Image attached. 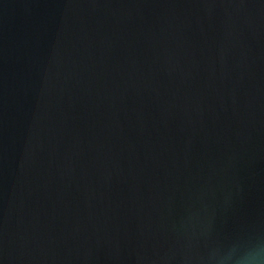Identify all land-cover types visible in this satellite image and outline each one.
Listing matches in <instances>:
<instances>
[{
  "label": "water",
  "instance_id": "obj_1",
  "mask_svg": "<svg viewBox=\"0 0 264 264\" xmlns=\"http://www.w3.org/2000/svg\"><path fill=\"white\" fill-rule=\"evenodd\" d=\"M256 240L264 0H0V264Z\"/></svg>",
  "mask_w": 264,
  "mask_h": 264
},
{
  "label": "clouds",
  "instance_id": "obj_2",
  "mask_svg": "<svg viewBox=\"0 0 264 264\" xmlns=\"http://www.w3.org/2000/svg\"><path fill=\"white\" fill-rule=\"evenodd\" d=\"M215 264H264V240L230 244L215 257Z\"/></svg>",
  "mask_w": 264,
  "mask_h": 264
}]
</instances>
